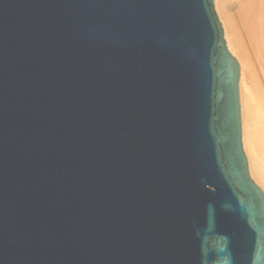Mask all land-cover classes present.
Returning <instances> with one entry per match:
<instances>
[{
  "label": "water",
  "instance_id": "water-1",
  "mask_svg": "<svg viewBox=\"0 0 264 264\" xmlns=\"http://www.w3.org/2000/svg\"><path fill=\"white\" fill-rule=\"evenodd\" d=\"M238 81L213 0H0V264H264Z\"/></svg>",
  "mask_w": 264,
  "mask_h": 264
},
{
  "label": "bare ground",
  "instance_id": "bare-ground-1",
  "mask_svg": "<svg viewBox=\"0 0 264 264\" xmlns=\"http://www.w3.org/2000/svg\"><path fill=\"white\" fill-rule=\"evenodd\" d=\"M213 6L239 65L241 142L249 176L264 194V0H213Z\"/></svg>",
  "mask_w": 264,
  "mask_h": 264
},
{
  "label": "rangeland",
  "instance_id": "rangeland-1",
  "mask_svg": "<svg viewBox=\"0 0 264 264\" xmlns=\"http://www.w3.org/2000/svg\"><path fill=\"white\" fill-rule=\"evenodd\" d=\"M255 77H256V74H255Z\"/></svg>",
  "mask_w": 264,
  "mask_h": 264
}]
</instances>
